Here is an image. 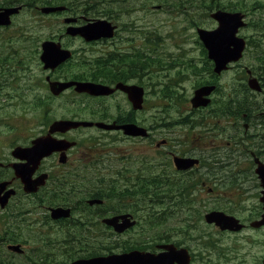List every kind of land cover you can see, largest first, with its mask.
I'll return each instance as SVG.
<instances>
[{
  "label": "rangeland",
  "instance_id": "rangeland-1",
  "mask_svg": "<svg viewBox=\"0 0 264 264\" xmlns=\"http://www.w3.org/2000/svg\"><path fill=\"white\" fill-rule=\"evenodd\" d=\"M5 1L0 0V4ZM215 2H218L221 8L239 10L248 15L246 16L248 25L242 28L239 35L251 38L253 43L245 51L241 61L231 64V67L221 75L211 78L217 85L218 91L212 95V103L208 109L194 111L189 104L193 87L202 85L210 78H208V65L195 30L216 27V23L209 17ZM20 3L25 7L19 14V87L23 85L24 74L29 79H38L39 76H35L38 73L40 79L45 75L42 72L37 51L42 41L56 39L58 34L64 33L65 25L62 20L66 16L106 19L117 24L122 31L147 32L148 41H151L153 46L152 49L148 48L151 54L148 50L147 53L151 55L152 60H159L162 66L159 67V63L156 64V62L151 63L153 75L148 112L152 148L163 139L174 146L173 140L176 139L182 145L181 151L198 149L203 153L205 157L202 158V163L207 169H211L210 176L221 175L220 180L208 183L212 192L201 191L200 194L188 196L195 199V204L205 200V206L201 207L203 210L197 218L187 211L171 214L172 207L168 209L162 205L168 200V195H162L159 190L156 195L151 193V203L148 202L150 206L145 211L147 221L141 222L138 228L120 237L119 242L131 238L133 241L130 242H134L132 248L147 249L159 242L165 234L175 236L178 233V237L173 238H177L184 246L190 247L195 255L200 256L193 264H255L260 261L264 257V228L257 232H242L229 236L205 224L202 216L209 210H220L241 218H252L256 215L254 212L259 202L256 189L253 187L255 180L253 179L254 167L252 168L251 165L252 158L247 150L254 149L253 151L256 152L255 148L262 147L264 142L261 137L264 136V128L255 121V126L253 125L247 134L248 136L253 134L254 137L251 136L250 140L245 139L249 146L241 147L239 141L244 136L243 125L246 123L242 114L230 116L226 120L216 114L212 115L211 112L205 120L202 117L208 110L213 109L217 113V110L227 103L229 95L234 102V107L241 108L244 97L242 85L246 83L247 78L244 77L242 67L245 64L264 63V0H99L98 2L89 0L88 3L84 0H61L58 4L68 7L69 12L60 15L40 14L38 8L45 6L41 0H21ZM157 7L159 8L156 9ZM89 8L93 12L90 13ZM96 10H99L98 13H95ZM104 11L110 12L112 16L110 18L103 16ZM17 26L18 21L14 19L10 27L0 29V91L14 89L16 70L11 68L14 66L10 58L14 55ZM256 43L263 47V50L259 49L258 56L263 61H257L255 58ZM73 46L79 47V50L83 51L81 53L91 56L90 58L96 59L98 56L96 51L91 52L92 49H86L84 44L75 42ZM91 61L94 60L91 59ZM71 62L74 63L73 60ZM77 62L82 64L86 62V59L81 57ZM181 63L186 65L182 68ZM158 69L163 70L161 73L155 72ZM256 71L259 72L258 69ZM8 84L9 87H7ZM19 94H23L22 91H19ZM167 95L169 97L166 98ZM40 96L42 98L38 101H31L29 98L24 101L19 99V109L16 108L15 102H10L8 96H0V133L12 136L3 145L7 146V142L11 141L16 143L18 131L19 142H26L30 137L33 138L41 125L39 124L41 120L52 121L65 115L89 118L90 111L95 110L97 103L96 101L86 102V106H83V101L79 100L64 107L63 101L48 100L44 91L40 93ZM254 99L259 100L257 95ZM254 104L255 102H251V105ZM255 117L256 115L253 116ZM210 118L216 121V125L211 124L206 127ZM197 123L202 125L198 127ZM151 157L157 159L154 152H151ZM214 159L222 162L226 167L222 168L219 165L213 167L211 161ZM155 164L153 161L152 165ZM201 169L205 170V168ZM158 172L156 167H152V176ZM224 174H230L233 177L224 178ZM236 176L239 177L238 179H245L246 182L235 183L234 180H238ZM88 182L90 181H72V193L83 191ZM241 185L243 188H240ZM248 187L250 189L245 192ZM177 199L180 200V197ZM72 201L75 199L72 198ZM187 218L189 222H186ZM45 222L41 219L39 223L32 220L23 223L19 229V244L24 254L18 257L11 253L12 264H57L68 260L63 250L65 249L68 253L72 250L69 249L70 244H65V238H68L66 233L73 234L76 230L68 228L52 230L46 226ZM188 225H192L193 228L187 230ZM7 226L0 219V233H3ZM9 226L12 228L11 233L17 231L16 224ZM141 227L144 228L141 229ZM104 232L110 233L106 230ZM93 233L94 231H89V234ZM96 235L98 234L95 233L94 236ZM103 237L104 235L99 238L101 240L98 245L90 244L83 255L91 253L92 249L94 253L102 255L120 251L113 245V240L118 242L117 238L106 236L102 239ZM74 256L77 254L73 251L71 258ZM4 258V255H0V260Z\"/></svg>",
  "mask_w": 264,
  "mask_h": 264
},
{
  "label": "flooded vegetation",
  "instance_id": "flooded-vegetation-1",
  "mask_svg": "<svg viewBox=\"0 0 264 264\" xmlns=\"http://www.w3.org/2000/svg\"><path fill=\"white\" fill-rule=\"evenodd\" d=\"M19 5L21 6L20 11ZM13 7L16 8V14L12 15L11 19H17L18 21L15 48L13 49L14 55L10 58L14 66L11 68L16 70L15 85L14 89H10V91H0V96H8L10 102L16 103L17 109H19V99L24 101L29 98L31 101H38L42 98L40 96L42 91H44L48 100L63 101L64 107L79 100L83 101V106H86V102L96 101L97 103L95 110L90 111L89 118L65 115L52 121H39V124H41L39 129L36 130L34 137H30L26 142H19L18 131V141L16 143L13 141L7 142V146H5L3 143L11 139L12 136L0 133V219L5 225H8L5 231L0 233V246L17 245L19 251V246H21L19 244V229L23 226V223L27 220L39 223L41 219H44L49 229L64 230L68 228L76 230L73 234L66 233L68 238H65V244H70L69 249L72 251L68 253L64 249L63 252L67 254V261L69 262L73 261L71 260L73 251L77 254V256H74V258L78 257L77 259L86 258V256L90 259L99 258L98 255L94 254L92 247L91 253L86 255H83V253L87 251L90 244L98 245L99 240H101L99 238L103 235L102 239L106 236L117 238L118 242L113 240V245L119 248L120 251L110 255L128 254L131 249H125L124 247H132L134 242L130 241H133V239L119 242V238L126 235L130 230L138 228L141 222L147 221L145 211L150 206L148 202L151 203L152 167L159 170L158 175L162 189L172 180L173 183L177 182L179 186L186 187L192 195L195 193L200 194L201 191L212 192V188L208 183L220 180L221 175L210 176L211 169H207L202 163V158L205 157L203 153L198 149L181 151L182 145L176 139L173 140L174 146L163 139L160 143L154 144V148H152L148 100L151 97L153 69L151 66L152 57L149 55L151 50H148V48L151 47L152 49L153 46L151 41H148L147 32L122 31L119 30L117 24L112 22L116 29L113 31L112 37L86 41L78 36L72 37L60 33L56 41L61 44L62 49L71 51L72 56L69 61L59 64L51 70L45 71L42 69L45 74L42 79H40L39 73L35 75L39 76L38 79H29L24 74L25 76L22 77L23 85L19 87V14L24 6L19 4V0H6L0 4V9L3 10ZM213 9L216 10L217 7L214 6ZM72 17L76 19L73 23L74 26L85 25L90 20L83 17ZM246 41L250 45L253 42L249 37H246ZM75 42L86 45V49H92L91 52L96 51L98 53L96 59L82 54L83 51H80L79 47L73 46ZM37 53L39 55L40 52L37 51ZM190 55H192V52H190ZM81 57H85L86 62L76 63ZM91 59L94 61H91ZM72 60L74 63L71 62ZM206 63L208 65V78H210L204 81V85L214 84L211 82L212 73L209 71L210 69L212 71L213 64L207 61ZM159 65V67H162L161 63ZM185 65L181 63L182 68ZM242 69L246 72L249 70L262 88L261 92L256 94L259 100L255 99L256 103L254 105L249 104L246 97L242 99L241 114L246 123L243 125L244 136L239 144L241 147H245L249 146L245 139L250 140L251 136L254 137L253 134H249V136L247 134L250 128H253V125L255 126V121H258L264 128V64H257L256 66L245 64ZM162 70L158 69L155 72L159 71L161 73ZM10 82H13V80H10ZM75 82L99 85L106 88L107 93L99 95H91L86 92L79 93L75 90L74 85L67 86L61 91H56V87L52 90L50 88L51 83L69 84ZM199 86L200 84L194 86L192 93ZM7 87H9V84ZM19 91H22L23 94H19ZM253 97L255 98V96ZM210 98L212 100V95ZM228 98L227 103L223 108H219L217 113L213 109L208 110L202 119L205 120L207 115L209 116V112L212 115L216 114L218 117H222L223 120L230 118L232 113L231 95ZM140 101L141 105H137V102ZM210 104L201 110L208 109ZM136 106L139 107L136 108ZM254 115H256L255 118H253ZM57 120L89 121L104 126L113 125V127L80 126L67 130H55L49 134L50 125ZM211 124L215 126L216 121H212L210 118L206 123V127ZM123 125H136L143 128L146 134L143 137L126 135L119 128ZM44 136H48L47 138L52 141H58L62 144L57 151L47 154L37 163L28 166V178L35 183V190L27 192L19 175H16L14 171L15 166L23 168L27 161L19 158L15 159L12 156V151L17 147L28 148L36 138ZM261 138L263 141H260L264 142V136ZM69 143H72L73 146L66 148ZM247 151L253 158L257 156L264 163V144L260 148H255L256 153L250 151V149ZM151 152L156 154L157 159L151 157ZM175 157L193 158L198 161V164L187 171H181L174 166L173 159ZM153 161L156 163L154 166L152 165ZM255 161H251L252 168L255 166ZM211 164L213 167L217 165L222 168L226 167L225 164L216 159L212 160ZM201 168H205V170ZM227 176L233 177L230 174H224L223 177L227 178ZM236 178L239 177L236 176ZM253 179L255 180L253 187L256 189V197L259 202L254 212L256 215L252 218L235 216L244 226L242 231L238 233L219 231L221 234L233 236L242 232L251 233L260 230L249 225L252 221L259 219L264 210V203L261 201V185L255 176H253ZM76 180L90 182L85 184L83 191L72 193V181ZM234 182L242 184L246 180L242 178L234 180ZM240 188H243V186L241 185ZM248 189L250 187L245 189V192ZM72 198L75 201H72ZM177 198L171 197L162 205L168 209L172 207L178 211H187L192 214L199 213L203 210H201V207L205 206V200L195 204V199H189V204H185ZM90 201H93V203ZM184 205H187V207H184ZM54 209L67 210L68 216L52 218L50 211ZM172 212L176 213L175 210H172ZM121 216H125V218L122 220L119 218ZM109 217L118 218V223L134 222V225L125 229L122 233H116L111 227L103 223V220ZM186 222H189V218L186 219ZM11 224H16L17 231L15 233H11L12 228L9 226ZM143 228L141 227V229ZM186 228L187 230L192 229L193 226L188 225ZM104 230L110 233L107 234ZM89 231H94V233L89 234ZM95 233L99 236H94ZM178 235V233L175 236L165 234L159 242L146 250L151 253H159L167 251L170 247H173L176 251L184 248L188 250L191 257L189 264H193L196 258L200 256L195 255L190 247L184 246L177 238H173L178 237ZM86 243L89 244L85 246ZM16 255L19 257V252ZM67 261L64 260L57 264L68 263Z\"/></svg>",
  "mask_w": 264,
  "mask_h": 264
},
{
  "label": "water",
  "instance_id": "water-1",
  "mask_svg": "<svg viewBox=\"0 0 264 264\" xmlns=\"http://www.w3.org/2000/svg\"><path fill=\"white\" fill-rule=\"evenodd\" d=\"M62 8H43L41 11L44 13L54 12L61 10ZM15 12V10H5L3 13H0V25H8L9 14ZM211 17L218 22V27L215 30L207 31L203 29H198V34L203 42L204 46L208 50V57L213 60L215 64L214 71L219 73L221 70L225 69V66L230 61H236L240 57V53L243 49L244 43L241 39L235 37L237 29L243 26L241 21L242 15L235 13H226L222 11H217L216 13L211 14ZM66 23L72 22L71 19H66ZM113 27L106 20H95L82 27H68L67 33L71 35H80L86 40H95L101 37H110ZM43 52L41 54V61L44 64V69L54 68L59 63L65 61L70 53L68 51L61 50L59 45L53 42H44L42 44ZM75 85L76 91L78 92H87L91 95H99L102 93H107L104 87L99 85L89 84V83H69V84H60L52 83L51 88H57L56 91L69 86ZM250 88L259 90L257 82L255 79L248 81ZM214 89L213 86H203L197 89L194 92V97L191 99L193 107L206 106L209 103L208 99L203 98L211 93ZM57 93V92H55ZM138 107V106H136ZM90 126L91 123L87 122H73V121H62L55 122L49 128V133L54 132L55 130H65L69 128H75L78 126ZM125 133L129 135H140L143 134V131L134 126H125L122 127ZM67 145L66 147H68ZM57 144L50 141L47 137L38 138L33 141V146L28 149H16L14 154L20 158L27 159L29 164H34L43 156L49 154L51 151L56 150ZM257 162V161H255ZM197 163V160L193 159H175V165L178 169H187ZM17 172V169H16ZM27 173L25 169H19V175ZM255 173L261 180L262 186L264 187V165L257 163ZM28 174V173H27ZM25 188L31 190V181L24 180ZM60 213L57 212L58 216ZM263 219L258 224H264V215ZM205 220L208 223H214L221 229H239V226H236V221L233 218L227 217L220 212H211L205 215ZM111 226L116 227L115 219L105 220ZM122 226L118 228V231H123ZM13 250L18 249L16 246L12 247ZM20 252V250H19ZM185 256L181 253H167V254H158L151 255L149 253H140L137 251L130 252L125 255L116 256L110 255L106 257H99L89 260H79L72 264H173L174 262L183 264L182 258ZM186 263V262H185ZM264 264V260H263Z\"/></svg>",
  "mask_w": 264,
  "mask_h": 264
},
{
  "label": "trees",
  "instance_id": "trees-1",
  "mask_svg": "<svg viewBox=\"0 0 264 264\" xmlns=\"http://www.w3.org/2000/svg\"><path fill=\"white\" fill-rule=\"evenodd\" d=\"M41 1L44 2V3H46L47 5H50V4H53V1H57V0H41ZM58 1H59V0H58ZM88 1H89V0H84V2H87V3H88ZM94 1L98 2L99 0H94ZM214 6H216V7L219 8V9L221 8V7H220V4H219L218 2H215ZM211 7H212V6H211ZM90 8H91V7H90ZM90 8H89V11H90V13H91V12H93V11H91ZM84 11H85V10H84ZM98 11H99V10H96L95 13H98ZM102 15H103V16H106V17H108V18H110V16H112V15L110 14V12H106V11H104ZM233 107H234V106H233ZM239 112H242V111H241V108L234 107V109H233L231 115H232V116L240 115V114H237V113H239ZM124 248L129 249V248H127V247H124ZM111 249H112V248H111ZM6 264H10V263L7 262Z\"/></svg>",
  "mask_w": 264,
  "mask_h": 264
},
{
  "label": "bare ground",
  "instance_id": "bare-ground-1",
  "mask_svg": "<svg viewBox=\"0 0 264 264\" xmlns=\"http://www.w3.org/2000/svg\"><path fill=\"white\" fill-rule=\"evenodd\" d=\"M117 256V255H116Z\"/></svg>",
  "mask_w": 264,
  "mask_h": 264
}]
</instances>
